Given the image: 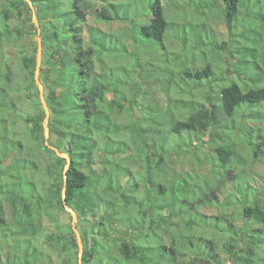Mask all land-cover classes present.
I'll return each instance as SVG.
<instances>
[{"label": "trees", "instance_id": "trees-1", "mask_svg": "<svg viewBox=\"0 0 264 264\" xmlns=\"http://www.w3.org/2000/svg\"><path fill=\"white\" fill-rule=\"evenodd\" d=\"M30 1L42 31L40 80L50 110V139H56L52 146L67 153L72 164L64 200L67 161L50 149L45 139L44 150L51 152L55 161L47 168L50 180L43 183L42 191L24 176L32 168L31 161L21 159L15 162L19 166L7 167L0 159V179L17 177L8 185L0 181V264H79V244L67 208L78 218L84 244L82 264H225L222 255L230 264H264V180L260 182L246 171L247 161L253 165L264 162V0ZM23 4L34 22L25 0H0L1 43H17L31 35L26 20L19 18ZM194 7L203 14L216 11L233 36L244 39L247 46L238 47L235 53L244 55L246 51L251 59L238 61L240 74L229 77L223 66L214 63L213 27L208 20L190 21L188 10ZM92 16L108 26H129L133 48L119 41L114 32L93 26ZM85 27L92 28L89 41L84 38ZM189 31H196V37L190 38ZM205 31L209 41L199 39ZM172 32L185 44L179 54L167 46ZM155 47H159L155 53L160 55V71L170 81L165 91L172 93L179 87L189 95L208 89L215 94L213 88L222 83L220 90L208 102L193 100L186 109L183 107L189 102L182 106L174 99L175 109L150 103L153 109H140L145 115L135 116L134 108L143 104L130 89V80L140 78L148 65L139 62V51L142 55L154 52ZM129 56L140 64L139 69L132 71L122 63ZM22 63L31 80L28 89L39 94L42 114L27 120L36 139L41 140L46 113L35 81L37 63L29 53ZM168 68L181 80L169 77ZM145 81L149 85L148 78ZM7 94L8 89L0 86V152L7 122L3 114L10 108ZM151 113H159V118L150 119ZM194 144L204 146L202 152L210 148L208 160L202 159L204 166L190 178L180 174L179 180L168 179L163 173L169 157L187 154ZM18 146L22 144L18 142ZM121 153L135 160L136 169L146 166L139 182L133 176L119 178L124 168L113 163L112 157ZM242 162L246 164L239 169ZM139 183L144 184L142 198L130 192ZM223 184L233 189L235 214L226 211L205 217L201 209L221 202ZM2 197L9 204L10 215ZM188 202L192 209L185 212L184 220L198 229L212 228L210 235H175L169 229L180 226L173 211ZM57 211L69 215L70 222L58 225L56 231L48 229L45 218ZM121 228L131 234L125 237Z\"/></svg>", "mask_w": 264, "mask_h": 264}, {"label": "rangeland", "instance_id": "rangeland-1", "mask_svg": "<svg viewBox=\"0 0 264 264\" xmlns=\"http://www.w3.org/2000/svg\"><path fill=\"white\" fill-rule=\"evenodd\" d=\"M205 12L207 13L203 14L202 9H197L195 7L190 8L188 10L189 14L187 15V17L193 23H197V22L206 23L207 20L209 21L208 23L209 26L211 25L214 30L211 31L212 35L210 36V38L212 39L210 41L216 43L215 49L217 51L216 52L217 54L213 55V60L216 61V62L214 61V63L218 66H223L222 68L224 69L225 73L229 75V77H233L234 75L240 74L238 69V61L248 60L249 58L251 59V56L250 54H245L246 53L245 50H244L245 51L244 55H240V54L237 55L235 52L237 51L238 47L242 48L243 46H247L246 42L243 43L244 39L241 37L233 36V34L229 31L224 21H222L218 17L216 11L206 10ZM19 18L21 20L24 19L26 20L27 24L30 26L29 32L31 33V35H27L25 38L18 41L17 43H14V41H9V42L6 41L5 43H1L0 41V52H1L0 56L3 57L0 58V86L8 89V94L6 96V99L8 104L10 105V108L6 110L7 113L3 114L4 117L7 119V122H5L3 127L4 128L3 134L5 137L3 139V150L0 152V159L3 160V163H5L7 167L15 164L16 161L18 162L20 160L21 162V159H27L31 161L30 165L32 168L31 170H26L24 176L27 178H31L34 181L37 189L39 191H42L43 183H47L50 180L47 168L49 164L55 161V156L51 152L44 150L45 148L43 147V140L45 139V133L42 135L41 140L36 139L35 135L31 131V124L27 120L32 116L42 114L41 106L39 104V94L34 88L32 89V91L28 89V86L31 84V80L30 77H28V74L24 69L22 63V58L25 56L26 53H29L37 60L38 33L35 22L30 21V11L28 10V7L26 5L23 6V14L20 15ZM246 18L247 15L245 13L244 16L241 17V19L244 21ZM247 22L249 23L250 20H248ZM90 23L95 27L105 30L106 32H108V30L114 32L117 35L119 41L125 42L126 46L129 49L133 48V44L131 42L132 29L126 24L117 23L113 26H108L103 23H97L94 20L93 16L90 17ZM91 29L92 28L90 27H85L84 29V38L86 41H89L91 37L90 34ZM238 30L239 32H241L242 27L239 28ZM195 32L196 31H189L188 32L189 37L195 38L196 37ZM208 38L209 37L207 36L206 31L200 33L199 39H204L205 41H209ZM167 46L168 48H170V50H172L177 54H179L180 52H182L183 49H185V44L181 40V37H179L174 32L169 34V37L167 39ZM158 48L159 47L153 48L154 52L152 51L147 53L143 52L142 55H140L141 51H139L140 53L138 54V57H140L141 59L139 62L141 63L147 62L148 65L145 67L146 70L145 69L142 70V74L141 76H139L140 78H138V76L135 75L136 77L130 80V85H131L130 89L133 90V94L137 99V101H139L140 104H143V107L141 106L140 108L138 105H136L133 112L135 116L137 117L144 116L145 114H143V112L141 113L142 110L146 111L147 109H153L154 107L150 103H157L159 105L161 104L165 109L171 107L175 109L176 102L174 101V99L179 100L178 103L180 102V105H182L183 102L185 101L189 102L187 103L186 106L184 104L182 105L185 106L183 107V109H186L192 105L191 101L193 100H197L200 102L206 100L208 102L209 101L208 98L210 97L211 99V97L215 96L217 91L220 90L222 83H219L220 87L216 85L215 88H213L215 90V94L210 89H208L206 91L198 90V92H196L194 95H189L187 93H184L182 89H180L179 87L176 89L175 92L172 93L165 91L164 88L166 87L164 86H168L170 84V81L169 80L167 81L168 76L167 77L164 76L162 71H160V66L162 67V64H160L159 62L160 55L158 52L155 53ZM209 51L211 53V48L209 49ZM212 51H213V47H212ZM162 53H165V50H162ZM171 54H172L171 51H169V56L172 58ZM251 54L253 55V53ZM234 56H236V58ZM127 58H126L127 60L126 59L122 60L123 64L131 67L132 71L139 69L140 64H137L135 58L130 59L131 58L130 56ZM165 60L168 61L169 58ZM184 61L185 60H183V63L185 64ZM43 64L44 62L42 60V65ZM129 64H131L132 66H130ZM179 67L181 68L180 65ZM9 72H11L9 77L1 76V74L3 75ZM165 72L169 73V77L171 76L172 78L178 77V81L181 80L180 76H178L177 74L172 75L171 70L169 68ZM108 74L110 75V72H108ZM113 75L114 73L111 74V76ZM239 76L241 78H244L243 75H239ZM160 77L162 78V80ZM142 78H146V79H142ZM147 78L149 85H146L147 82L145 80H147ZM140 85L142 87H140ZM178 90L179 91L181 90V92H177ZM147 92L151 95H148ZM143 93H146L145 94L146 96H142ZM154 97L156 99H154ZM130 104L133 106L132 102ZM0 115L2 114L0 113ZM158 115L151 113V115H149V118L156 119L159 118ZM135 116L132 117L136 118ZM120 120H122V118H120ZM49 140L51 145L53 144L55 145V143H57L55 138ZM205 140L208 139L205 138ZM18 142L22 144L21 147L18 146ZM203 147L204 146L200 147L194 144V147H192V149L189 152L187 151V154L182 152L180 155H171V157H169L168 159L167 166L165 168L166 172H164L163 174H167V177L170 180L176 178L179 180L181 178L179 176L180 174L186 176L187 178H190L189 175H194L195 171L201 165L204 166L202 159L208 160V156H209L208 151L210 150V148L202 152ZM145 149L147 150V148ZM122 154L123 153L112 157L113 163H116V165L119 164L121 165V167L124 168V170L121 171L122 173H120L119 171V178L122 180L124 178L133 176L135 177V179L137 178V181L139 182L138 176H141L143 174L144 170L146 169V166H144V164L139 165L138 169H136V167L133 165L135 160L133 158H128L127 156H124ZM156 159L158 158L156 157ZM209 162L211 161L209 160ZM247 163L248 164L246 166V171L249 172L250 174H254L255 176H257L258 180H261L260 182H262L264 180V162H257L254 165L252 163H249V161H247ZM17 164L18 163H16L15 166H19ZM245 164L246 162H242L241 165L239 163L238 165L239 169H242V166ZM127 168H129L128 174H127L128 172ZM204 168L207 169V167ZM138 170L139 173L136 172ZM2 180L4 184L8 185L10 184V182H16L17 177L15 176L13 177V179H10L9 176L8 177L2 176L0 181ZM125 181L127 182L128 180ZM185 187H187V185H185ZM143 191H144L143 183L142 184L139 183V185L135 187V191H131L130 189L131 194L138 195L139 198H142L144 196ZM232 192L233 189L229 184H223V189L221 190V195H220L221 202L216 206L203 207L201 209L202 214H204L205 217L207 218L216 215H221L226 211H229L230 215L231 214L234 215L236 204H235V198L231 195ZM2 199L6 213L10 215L9 204L5 202V199L3 197ZM182 208H187V209L183 212L182 210H180ZM180 209L177 210L176 208L173 211L176 215L175 219L179 222L180 226L179 227L173 226V229L169 228L175 235H181V234L210 235L211 234L213 230L212 228H207L205 230L198 229L196 226L194 227L193 224L191 225L189 223V220L187 221L184 220L186 218L185 212L187 210L192 209L191 203L189 202L183 203ZM169 214L170 212L167 211V215ZM139 216L143 217L142 214H139ZM231 216L229 218L232 220ZM69 222H70L69 215H66L58 211L51 218H45L46 227L48 229L55 231L57 230L58 225H63ZM237 223L240 224L239 220ZM192 227L195 228L194 231H192ZM121 231L123 232L125 237H128L131 234L129 233V231H127L128 232L127 233L125 228H121ZM161 231L162 230L158 232L161 233ZM135 236H138V232L135 233ZM169 236L171 238L172 235ZM186 252L189 254V250L186 249ZM221 257L222 260H224L225 264H230V262H228L225 259L226 257L225 255H222ZM57 261L60 262V259H57Z\"/></svg>", "mask_w": 264, "mask_h": 264}, {"label": "water", "instance_id": "water-1", "mask_svg": "<svg viewBox=\"0 0 264 264\" xmlns=\"http://www.w3.org/2000/svg\"><path fill=\"white\" fill-rule=\"evenodd\" d=\"M28 4H30V7L33 11V20L36 24V27L38 29V50H37V60H36V63H37V66H36V70H35V81H36V84L38 85L39 87V90H40V98H41V102H42V105H43V108L45 110V113H46V118H45V122H44V130H45V142H46V145L52 149L53 151L56 152V154L60 157V158H63V159H66L67 161V164H66V167H65V170H64V176H65V186H64V189H63V199L65 200L66 198V190H67V173H68V169L70 168L71 164H72V159L71 157L67 154V153H61L60 150L55 147V146H52L50 144V133H49V119H50V110H49V107H48V104L46 102V99H45V90H44V86L40 80V73H41V66H42V60H43V48H44V45H43V40H42V31H41V27H40V24L37 20V17L35 15V10H34V7L32 5V2L30 0H25ZM67 210L72 214V217H73V220H72V227L75 231V234L77 236V240H78V244H79V264H82V256H83V253H84V244H83V239H82V236L77 228V221H78V218H77V215L75 213V211H73L71 208H67Z\"/></svg>", "mask_w": 264, "mask_h": 264}]
</instances>
